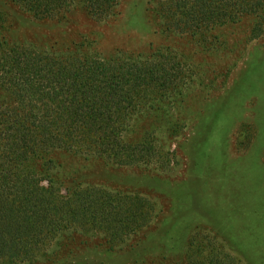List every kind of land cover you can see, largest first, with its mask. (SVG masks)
Listing matches in <instances>:
<instances>
[{
    "label": "rangeland",
    "instance_id": "obj_1",
    "mask_svg": "<svg viewBox=\"0 0 264 264\" xmlns=\"http://www.w3.org/2000/svg\"><path fill=\"white\" fill-rule=\"evenodd\" d=\"M162 1L118 0V11L109 19L94 20L76 0L77 9L57 23L34 18L13 0H0V27L6 28L0 38L9 42L32 37L42 50H65L84 40L87 49L107 57L167 52L161 54L180 63L170 72L182 83L162 99L163 116L157 103L153 109L146 106L132 115L125 134L135 140L149 134L150 144L136 151L143 156L153 151L150 162L118 165L66 151L44 156L51 160L49 175L63 182V194L66 186L82 191L88 200L82 210L103 209L112 194L146 201L141 229L135 227L136 208L111 204L112 224L130 226L123 242L113 246L103 235L81 231L53 264H194L203 259L264 264V0L238 22L202 32L205 39L170 30L172 23L157 12ZM41 161L32 169L42 172ZM83 217L76 222L84 223ZM53 243L45 253L61 249ZM33 264L52 263L39 255Z\"/></svg>",
    "mask_w": 264,
    "mask_h": 264
},
{
    "label": "trees",
    "instance_id": "obj_2",
    "mask_svg": "<svg viewBox=\"0 0 264 264\" xmlns=\"http://www.w3.org/2000/svg\"><path fill=\"white\" fill-rule=\"evenodd\" d=\"M75 1L13 0L34 18L57 23H63L67 13L77 9ZM80 1L94 20L109 19L110 13L118 11V0ZM259 3L260 0H164L157 12L165 22L172 23L167 24L170 30L192 31L205 39L202 32L238 22L255 11ZM43 26L49 32L53 29L52 25ZM5 29L0 27V34ZM165 29L168 30L166 25ZM47 35L50 34L41 38ZM30 39L9 42L0 38V264H33L39 255L53 264L56 257L64 256L65 246L81 231L103 235L113 246L123 242L122 235L130 231V226L112 224L115 207L111 204L115 203L122 209L136 208L135 227L141 229L146 203L141 196L112 194L107 199L111 204L105 205L111 206L109 209L103 211L104 206L98 211L82 210V191L66 186L67 193L63 194V182L49 175L52 166L48 168L47 163L51 160L44 156L66 151L86 157L102 156L118 165L150 162L153 151L144 156L137 152L150 144L149 134L145 132L141 140L125 138L129 122L133 114L146 106L153 109L155 103L163 116L162 99L182 83L178 75L170 72L180 63L173 56L165 58L166 54H161L167 52L148 57L140 54L138 59L124 56L123 52L107 57L87 49L84 40L65 50H42L35 46V38ZM36 161H41L42 172L32 169ZM44 179L48 181L46 186L41 184ZM89 194L87 190L85 195ZM123 201H129L130 206L123 205ZM96 214L104 219H97ZM82 216L84 223H77ZM52 242L61 251L45 253ZM189 255L188 262L193 254ZM214 262L215 259H203L194 264Z\"/></svg>",
    "mask_w": 264,
    "mask_h": 264
}]
</instances>
